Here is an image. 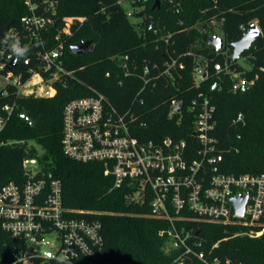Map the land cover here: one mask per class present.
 <instances>
[{"label": "built area", "instance_id": "2783aa9c", "mask_svg": "<svg viewBox=\"0 0 264 264\" xmlns=\"http://www.w3.org/2000/svg\"><path fill=\"white\" fill-rule=\"evenodd\" d=\"M115 1L139 30L148 19L149 10H160L162 6L178 9L182 4L181 0H159V8L153 10L156 0ZM24 3L28 14L20 18L19 27L11 25L0 37V133L18 111L22 98L55 97L60 87H66L70 79H75L67 68L65 46L60 40L62 34H70L75 19L61 18L63 26L57 35V44L49 48L45 46L44 37L60 20L55 3L46 2L39 13L32 0H24ZM125 5L131 9H126ZM135 17L141 21L133 22ZM223 24L224 18L213 19L205 25H193L187 31L198 30L208 35L209 40L224 39ZM242 30L246 33L248 28L242 27ZM154 34L158 36L157 41L164 43L166 56L162 64L144 62L138 69L128 56L115 59L119 61L117 76L121 77V84L125 79L135 78L141 82L130 107L119 111L105 95L94 89L89 96L74 98L65 105L62 152L76 162L101 164L104 173L113 179L112 189L128 187L133 190V200L142 205L147 203L149 217L165 224L159 236L165 238L171 250L181 252L177 261L183 264L187 259L191 262L196 259L204 264H219L218 259L208 261L205 253L198 250L203 245L196 237L199 224L237 225L250 228L244 235L259 237L263 230L253 228L261 225L264 216V173L235 175L225 172L224 144L217 132V107L206 94L205 87L219 92L229 80V90L236 93L252 82L230 68L231 60L227 52H223L224 47L217 52L208 45L215 53L225 55L224 64H211L208 58L191 51L171 54L170 45L175 46V42H171L174 34L159 36L156 28ZM17 43L27 49L23 56L12 51V45ZM37 45L39 49L35 48ZM156 50H159L158 44ZM186 57L193 58L192 87L197 93L187 105L185 95L164 103L169 109L168 117L176 118L178 125L184 122V111L193 117L191 138H146L144 134L150 126L145 118L152 113L142 109L145 96L159 88L175 87L181 91L178 84L186 70L182 61ZM230 57L233 61V53ZM15 59L16 65L11 69ZM106 76L110 77L111 72ZM215 80H219V84L212 90ZM231 124L244 126L243 113H238ZM232 150L238 151L234 147ZM22 169V181L0 186V225L19 247L14 260L8 264H51L52 261L78 264L95 260L104 243L102 224L77 217V212L64 207L61 182L44 170L38 157L24 158ZM241 196L247 197V202L244 215L239 217L233 199ZM217 246L218 243L213 248ZM0 264L7 263L0 261Z\"/></svg>", "mask_w": 264, "mask_h": 264}, {"label": "trees", "instance_id": "16d2710c", "mask_svg": "<svg viewBox=\"0 0 264 264\" xmlns=\"http://www.w3.org/2000/svg\"><path fill=\"white\" fill-rule=\"evenodd\" d=\"M32 1L38 13L46 2H54L60 18L44 37L46 47L56 46L57 35L63 26L61 18L75 19L70 34L60 37L65 46L67 68L75 79H70L66 87H60L55 97H28L18 102V111L0 133V143H3L0 145V186L22 181L23 159L38 157L44 170L61 182L64 207L77 212V217L97 220L103 226L104 243L96 259L78 264H182L177 261L181 252L171 250L165 238L158 234L165 224L149 217L147 203L142 205L131 198L132 189H112L113 179L104 173L101 164L80 163L64 156L61 148L63 110L70 100L89 96L91 89L105 95L119 111L130 107L141 82L135 78L125 79L121 84V77L117 76L119 61L115 59L128 56L138 69L144 62L162 64L166 56L164 43L157 41L155 28L159 36L174 34L171 42H175V46L170 45L171 54L191 51L208 58L211 64H224L225 55L215 53L208 46V35L195 29L187 31L193 25H205L213 19L224 18L223 52H227L231 60L230 68L252 82L249 89L236 93L229 90V80L219 92L205 87L206 94L217 107V132L224 144V170L235 175L264 173V0H181L178 9L162 6L160 10H149L148 19L140 25V30L115 0ZM26 14L28 9L24 0H0V29L10 22L19 27L20 18ZM149 17L153 18L154 27H151ZM252 23L259 27L262 37L241 56L251 64V69L245 70L230 56L232 45L243 37L242 27L248 28ZM86 41L91 44L83 55L71 53L72 47ZM157 44L159 50H156ZM182 61L186 70L177 83L181 91L175 87L170 90L159 88L145 96L142 109L152 113L145 118L150 126L144 134L146 138H191L193 117L184 111V122L178 125L176 118L168 117L169 109L164 103L185 95L187 105L197 93L192 87L193 58L186 57ZM107 72H111L110 77L106 76ZM22 111L26 112L29 122L20 117ZM238 113L245 117L244 126L231 124ZM238 135L240 139H237ZM233 147L238 151L232 150ZM199 226L196 237L203 245L198 250L205 253L208 261L216 258L219 264L227 261L229 264H264V216L261 225L253 228L263 230L255 238L243 234L250 228L237 225L200 223ZM217 243L218 246L213 248ZM17 250V241L0 225V261L11 263ZM51 264L62 263L52 261ZM183 264L204 263L187 259Z\"/></svg>", "mask_w": 264, "mask_h": 264}, {"label": "water", "instance_id": "95a60500", "mask_svg": "<svg viewBox=\"0 0 264 264\" xmlns=\"http://www.w3.org/2000/svg\"><path fill=\"white\" fill-rule=\"evenodd\" d=\"M160 6V1L156 0L154 5H153V10L154 9H158ZM143 15V13H141V16ZM12 22L8 23L6 26H4L3 28L0 29V37L3 36L8 29L11 27ZM150 25L152 27L153 25V20L150 19ZM262 37V33L259 29V27L252 23L249 25L248 27V31L246 33L243 34V37L241 40H239L238 42L234 43L232 45L233 48V60L237 61L238 59H240V57L248 50L251 49V47L254 45V43L261 39ZM91 42L90 41H86L84 43H82L81 45L78 46H74L71 48V53L75 56L78 55H83L86 50L88 49V47L90 46ZM208 45L214 47V50L219 52L223 49L224 47V39L220 38V37H214L212 39H210L208 41ZM16 65V59L12 62V64L10 65V68L13 69ZM219 84V80H215L212 90L215 89V87ZM251 87L250 84L245 85L242 90H247ZM20 117L26 121L29 122V118L26 114L25 111H22L20 113ZM247 202V197H239L236 199H233V203L235 206V212L236 215L239 217H242L244 215V210H245V205ZM29 253H32V249H30Z\"/></svg>", "mask_w": 264, "mask_h": 264}, {"label": "rangeland", "instance_id": "374dc122", "mask_svg": "<svg viewBox=\"0 0 264 264\" xmlns=\"http://www.w3.org/2000/svg\"><path fill=\"white\" fill-rule=\"evenodd\" d=\"M126 9H131L129 5H125ZM133 22H139L141 21V19L138 18H133L132 19ZM237 63L242 66L245 70H250L251 69V64L244 58V57H240V59L237 60ZM37 149L39 150V152L41 153V149L37 147ZM51 239V238H50Z\"/></svg>", "mask_w": 264, "mask_h": 264}, {"label": "clouds", "instance_id": "9594fccd", "mask_svg": "<svg viewBox=\"0 0 264 264\" xmlns=\"http://www.w3.org/2000/svg\"><path fill=\"white\" fill-rule=\"evenodd\" d=\"M12 51L18 56H23L25 52L27 51V49L21 48L19 44L17 43V44L12 45Z\"/></svg>", "mask_w": 264, "mask_h": 264}]
</instances>
